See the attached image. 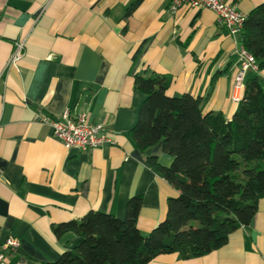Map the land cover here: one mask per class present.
Instances as JSON below:
<instances>
[{
	"label": "crops",
	"instance_id": "crops-1",
	"mask_svg": "<svg viewBox=\"0 0 264 264\" xmlns=\"http://www.w3.org/2000/svg\"><path fill=\"white\" fill-rule=\"evenodd\" d=\"M247 17L264 0H224ZM170 0H0V245L20 243L4 264H42L71 249L72 234L56 238L52 227L78 221L89 211L123 220L128 199L141 198L137 229L146 236L177 196L146 164L168 167L161 144L139 151L128 137L144 95L138 77L170 80L166 95L188 94L202 113L231 120L244 86L231 36L209 10ZM24 55L8 65L14 43ZM264 90V70L249 71ZM69 110L102 124L112 145L87 152L66 150L39 122ZM148 264H264V199L251 222L221 248L196 259L161 255Z\"/></svg>",
	"mask_w": 264,
	"mask_h": 264
},
{
	"label": "trees",
	"instance_id": "trees-1",
	"mask_svg": "<svg viewBox=\"0 0 264 264\" xmlns=\"http://www.w3.org/2000/svg\"><path fill=\"white\" fill-rule=\"evenodd\" d=\"M240 35L257 71L264 70V4L249 13ZM169 84L160 76L136 78L144 100L128 132L139 151L160 143L171 157L168 167L146 159L177 191L166 201L165 218L143 236L137 229L140 197L128 199L123 220L89 211L52 227L56 238L72 234L75 242L56 261L42 264H148L169 254L196 259L224 246L254 218L264 199V90L258 78L246 75L229 121L219 113L203 114L199 98L166 95Z\"/></svg>",
	"mask_w": 264,
	"mask_h": 264
},
{
	"label": "built area",
	"instance_id": "built-area-1",
	"mask_svg": "<svg viewBox=\"0 0 264 264\" xmlns=\"http://www.w3.org/2000/svg\"><path fill=\"white\" fill-rule=\"evenodd\" d=\"M181 7L190 9L209 10L216 15L217 23L225 28L231 36L241 32L246 17L239 13L236 6L226 3L224 0H170L168 12L174 14ZM24 55L23 41L14 43L12 53L8 59V65H15ZM239 71L235 79V87L243 88L244 80L249 71H257L253 57L240 46L235 52ZM39 122L48 126L52 134L64 149L77 152H87L91 149H100L112 145L113 141L102 124H91L85 114L72 115L69 110L52 118L42 116ZM20 243L13 237H8L0 245V264H4L5 253L15 252Z\"/></svg>",
	"mask_w": 264,
	"mask_h": 264
}]
</instances>
